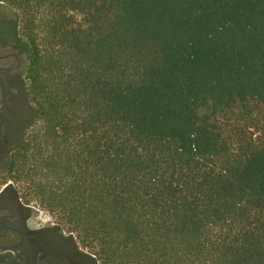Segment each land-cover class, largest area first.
<instances>
[{"label":"trees","instance_id":"1","mask_svg":"<svg viewBox=\"0 0 264 264\" xmlns=\"http://www.w3.org/2000/svg\"><path fill=\"white\" fill-rule=\"evenodd\" d=\"M0 2L30 45L18 200L94 264H264V142L226 129L264 107V0Z\"/></svg>","mask_w":264,"mask_h":264},{"label":"rangeland","instance_id":"2","mask_svg":"<svg viewBox=\"0 0 264 264\" xmlns=\"http://www.w3.org/2000/svg\"><path fill=\"white\" fill-rule=\"evenodd\" d=\"M4 17L9 19L8 24L10 26L12 38L17 36L18 47L28 58L30 54V45L19 32L20 24L15 18V12L13 9L0 2V18ZM251 112L252 113L249 115L237 116L231 119L227 122L226 129H230L232 133L235 131L242 132L241 136H244L245 140L248 142L263 143L264 107H252ZM38 124L39 120L35 122V125ZM5 178L6 175L2 173V166H0V195L3 193L0 202L6 203L9 206H14L15 201L19 202L14 187L19 188V185L15 181L10 179L5 180ZM24 203L26 206H23L27 209V212L24 214V221L29 231H31L28 243L31 244V242L34 241V244H36L35 248L32 247L33 245H30L29 247L31 248H29V250L44 247L57 256H51L46 251L42 250V252L33 255L34 260H39L44 264H94L87 255L88 249H82L77 241L69 236L66 228L62 229L59 227L58 214L41 206L36 199L31 202L24 201ZM28 262L29 264H34L31 259H28Z\"/></svg>","mask_w":264,"mask_h":264},{"label":"flooded vegetation","instance_id":"3","mask_svg":"<svg viewBox=\"0 0 264 264\" xmlns=\"http://www.w3.org/2000/svg\"><path fill=\"white\" fill-rule=\"evenodd\" d=\"M8 23L7 17L0 18V109L16 110L19 124L12 135L17 138L18 131L28 119L24 113L27 104L22 92L26 82L25 54L13 40ZM19 202L15 201L14 206L0 202V264H29L28 259L34 264H44L34 260L33 255L43 250L51 256H57L44 247L29 250L30 245L35 248L36 244L34 241L28 243L31 231L24 221L27 209L25 204Z\"/></svg>","mask_w":264,"mask_h":264}]
</instances>
